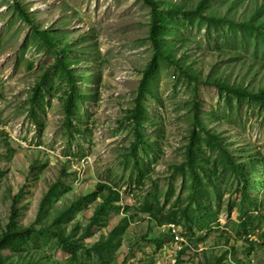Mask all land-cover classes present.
Listing matches in <instances>:
<instances>
[{
	"label": "rangeland",
	"instance_id": "1",
	"mask_svg": "<svg viewBox=\"0 0 264 264\" xmlns=\"http://www.w3.org/2000/svg\"><path fill=\"white\" fill-rule=\"evenodd\" d=\"M155 1L171 27L161 49L198 80L161 59L140 99L156 55L144 0H0V235L13 207L35 230L7 264H70L57 234L82 239L98 185L120 202L84 239L81 264H108L93 247L125 218L112 264H181L183 250V264H264V0ZM195 130L218 135L240 167L199 151L198 204L186 165Z\"/></svg>",
	"mask_w": 264,
	"mask_h": 264
},
{
	"label": "trees",
	"instance_id": "2",
	"mask_svg": "<svg viewBox=\"0 0 264 264\" xmlns=\"http://www.w3.org/2000/svg\"><path fill=\"white\" fill-rule=\"evenodd\" d=\"M144 2L152 9V16H153V24H152V40L156 46V55L152 61L151 66L147 69L146 74L141 82L140 85V99L141 96L143 97L144 93L147 92V78L153 74V72L158 67V62L161 59H167L169 62H172L176 68L177 71L181 72L184 76H186L188 79L191 80H198V77L196 75H192L188 73L187 71H184L182 69L181 63L179 61L172 59V56L174 52L171 50L170 53H167L165 49H161V45H159L160 41L163 38L164 34V28L167 27L170 29L171 27L167 25L166 21L162 18H160L161 15L165 14V11H162L159 9V5L157 1L155 0H144ZM178 9H172L166 11V13H177ZM181 10V9H180ZM201 8H198L197 10L190 13L191 15L195 12L200 14ZM188 13V12H186ZM244 29H248L251 25L250 24H242L240 25ZM47 36V33H45V37ZM163 47V46H162ZM44 80V79H43ZM213 84L218 87V89L226 90L230 94H235L237 96H244L243 92L238 89H234V87L227 86L224 83H221V81H211ZM40 88L41 85H37L34 89V97L40 95ZM134 121L138 123V125H141V117L138 112H135L133 115ZM136 134L139 138L141 137V134L139 132V129H136ZM208 137L203 138L202 134H199L196 130L192 134V142L190 147L188 148V154H187V161L186 165L189 166L191 171V176L193 178V188H192V194H193V200L198 204L199 199L202 196V190L201 186L199 185V178H200V172L202 169H204L202 161L203 157L200 155V152L204 147H210L211 149L215 150L218 149V151L222 154V157L226 159L225 167L223 170L228 171V169H234L239 170L240 167H236L232 163V157L229 154V152L224 149V147L221 144L220 137L216 134L207 133ZM180 170L184 169V166L182 168H179ZM94 198H98L102 201L101 205L99 206L98 210L94 214V216L91 218L89 225L84 229V234L82 239L80 240H71L63 238L61 234H57L60 238V243L63 248V250L69 254L70 258V264H81V257L80 252L83 251L86 247L85 245V238L92 235L93 230L96 227H100L103 225L104 220L109 218L112 211H115L117 209L116 204L120 202V194L113 190L112 188L107 187L106 185H98L97 193L93 196ZM16 203V202H15ZM18 209L17 207H13L12 209V215L10 218V222L8 226L6 227L5 231L0 235V264H7L6 259L3 255L6 251H11L13 253H20L23 251V245L27 243L29 239H31L35 233V230L33 228H27L22 229L18 223H17V217H18ZM130 226V222L128 218H125L121 225L114 229L109 235L108 239L105 241H101L97 243L93 247L94 253L101 259L103 262L112 264L114 260V255L116 251L120 248L122 244V238L127 233V230ZM188 251L183 250L180 252V254L177 256V260L179 263L183 264L184 261L183 256H187ZM20 264V263H16ZM202 264H210L208 260ZM238 264H243L241 261H238Z\"/></svg>",
	"mask_w": 264,
	"mask_h": 264
},
{
	"label": "built area",
	"instance_id": "3",
	"mask_svg": "<svg viewBox=\"0 0 264 264\" xmlns=\"http://www.w3.org/2000/svg\"><path fill=\"white\" fill-rule=\"evenodd\" d=\"M170 237L172 239V242L175 243L176 245H187L188 242H187V239L184 237L186 236V234L182 235V231L180 229V227H177V225H171L170 228ZM178 255H176V259ZM178 261V260H177Z\"/></svg>",
	"mask_w": 264,
	"mask_h": 264
}]
</instances>
